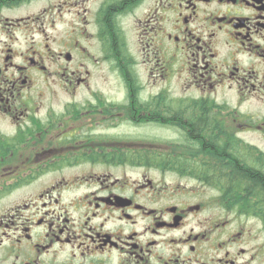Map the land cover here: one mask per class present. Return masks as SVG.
Wrapping results in <instances>:
<instances>
[{"label":"flooded vegetation","instance_id":"obj_1","mask_svg":"<svg viewBox=\"0 0 264 264\" xmlns=\"http://www.w3.org/2000/svg\"><path fill=\"white\" fill-rule=\"evenodd\" d=\"M241 169L264 0H0V264H262Z\"/></svg>","mask_w":264,"mask_h":264},{"label":"trees","instance_id":"obj_2","mask_svg":"<svg viewBox=\"0 0 264 264\" xmlns=\"http://www.w3.org/2000/svg\"><path fill=\"white\" fill-rule=\"evenodd\" d=\"M208 161H209V159H207ZM206 160V162H208ZM175 161V160H174ZM224 161V160H223ZM205 166H207V165H205ZM175 169H180V168H175ZM186 171H189L190 173H192V171L194 172V169H193V167L192 166H190V167H187V169H185ZM239 170V169H238ZM242 171H243V173H245L246 174V176H248V177H252L253 179H255L257 182H259L260 183V185L264 188V180H262L261 178H259V176L257 175V174H255V173H252L251 171H249V170H245V169H241ZM244 174V175H245ZM191 175H193V174H191ZM194 175H196L195 174V172H194ZM208 174H207V172L205 171L204 173H202V174H199V176H207ZM224 176V175H223ZM232 203V206L231 207H234V206H236L238 209H241V205H242V202L240 201V200H236V201H232L231 202Z\"/></svg>","mask_w":264,"mask_h":264},{"label":"rangeland","instance_id":"obj_3","mask_svg":"<svg viewBox=\"0 0 264 264\" xmlns=\"http://www.w3.org/2000/svg\"><path fill=\"white\" fill-rule=\"evenodd\" d=\"M171 139L172 138V136H170V135H165V134H153L152 136H151V139L152 140H161V139ZM249 138V137H248ZM257 141V140H256ZM154 144V143H153ZM181 183L182 184H186V185H189V186H194V183L193 182H190V181H181ZM233 201V200H232ZM231 201V202H232ZM253 235H255V233H253ZM257 240V242L256 243H254V244H257V247L258 248H260V250H261V252H262V254H263V258H262V264H264V239L262 240V239H256Z\"/></svg>","mask_w":264,"mask_h":264}]
</instances>
